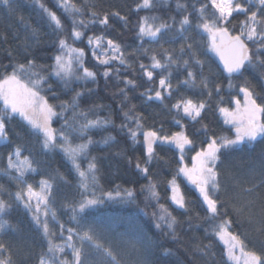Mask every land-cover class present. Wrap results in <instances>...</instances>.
<instances>
[{
	"label": "trees",
	"instance_id": "16d2710c",
	"mask_svg": "<svg viewBox=\"0 0 264 264\" xmlns=\"http://www.w3.org/2000/svg\"><path fill=\"white\" fill-rule=\"evenodd\" d=\"M46 5L57 12L62 22L71 31V21L58 9L55 0H44ZM73 2L82 10L83 15H77L76 19L87 21L93 19L90 15L92 11L103 15H109V27L99 24H87V27L78 30L84 33L83 42L74 44L77 48H84L85 66L97 72V83L76 82L73 80L68 88H65L62 82L49 77L48 83L52 86V91H43L41 94L47 97L50 104L56 105V111L61 112L59 105L61 102L71 103L75 91L91 89L89 94L85 91L84 96L79 100L77 112L88 111L89 119L110 118L114 126H109L103 130H91L90 135L94 140L100 141L104 136L111 134L116 139L105 145L97 143L90 146L89 155L97 158L99 171L97 173L98 186L95 189L96 195L101 192H115V190L134 189V202H120L106 200L103 205L96 210L93 215L86 218L77 217L72 220L73 213L70 205L78 202L82 196L87 195L79 187V178L64 153L59 149L48 150L42 147V137L33 133L19 116L10 121H6L9 126L8 136L11 143L0 144V169L6 167L7 155L13 151L16 145L23 149L22 156H27L33 161V166L37 169L36 173L27 174L25 179L34 189H39L41 179L51 180L53 182V200L50 201V207L55 211L57 220L65 228H73L83 233L89 226L96 229L95 238L107 247H111L120 257L124 254L121 264H137L141 259L140 254L133 250L132 245L137 249L142 246L129 235H124L125 227L122 221L125 218L136 217L137 223L144 227L149 234L156 236L158 231L153 226L156 223V217L153 212L159 214V205H164L167 210L177 218L176 226L177 242H173L171 236L161 237L163 247L171 249L173 255L165 257L161 255V249H155L154 255L150 258V264H231L227 258V246L223 240L214 234L216 221L210 218L205 210L202 198L196 188L185 176L177 175L179 167V152L174 146H156V153L159 159H154L149 166L151 179L157 185V191L160 194L158 204L155 200L146 199L147 191H142V186L149 183L148 178L135 167L137 159L143 163L145 158V149L143 145V136L138 137L137 143L128 136L126 130H120L119 126L128 123L124 119V112L129 111L132 106L137 114L144 117L142 121L144 130L154 129L162 135H171L179 131H186L188 136L199 147L204 146V141L210 136H227L233 138L232 124L226 123L224 116L218 111L219 107H235V99L239 98L243 105V93L239 91L240 87H249L257 96L258 103H264L260 97L264 96V68L257 66L256 69H249L243 75H229L224 72L220 66L217 55L210 47L211 38L202 29L196 27L202 23L199 14L194 9H199L202 3L207 0H179V3L187 5V11L177 9V0H153L151 9L136 10L137 4L141 0H73ZM243 3L244 0H236ZM12 10H9L0 2V78L4 74L12 71V65L17 63H27V59H35L36 63L42 68L36 71H44L47 76L51 72L53 60L50 58L56 53L53 42L56 36L51 34V29L43 19V15L34 3V0H10ZM251 7L250 5H245ZM255 10V9H253ZM119 13L121 17H127V23L118 17H113L112 13ZM214 9L209 4L205 16L209 19H215ZM190 14V15H189ZM184 15H189L192 27L181 35L176 29L179 27V20ZM144 16L157 17L154 21L156 25L161 22L172 24V30L167 32L158 42H152L148 38L138 39V22ZM176 23H173L172 18ZM230 23L225 26L235 35L239 31V24L245 19L243 15L233 14L229 18ZM152 23L153 21H149ZM31 26V27H29ZM31 28H36L39 33V42L31 39ZM103 35L107 39L117 41L122 46L127 64L129 67L113 64V68H119V76L115 73L105 78L101 73L105 70L98 64L91 55V50L87 45V37L92 35ZM27 41L32 45L27 50L23 44ZM70 39V43H71ZM191 43L195 58L203 61V66H197L193 62L191 53L185 50L181 53L183 45ZM249 47L254 46L249 42ZM171 51L172 58L176 64L167 70L148 68L153 71V80L149 81L144 76L140 64L151 65V56L155 55L161 63H166L165 56L161 49ZM143 49L150 51L144 52ZM29 54L26 58L25 52ZM264 58V53L261 54ZM188 60L189 65L185 66L183 61ZM46 69V70H45ZM191 71L196 77V84L185 85L183 81L188 79V72ZM169 72L171 75L169 76ZM167 78L172 84L171 97L165 95L163 103L153 99H146L144 93L147 90L149 95L154 96L156 90L160 89L159 80ZM131 79L135 82V87L126 86L123 81ZM207 83L205 89L201 87L200 81ZM231 82L233 87L228 88ZM219 85L220 91H216ZM127 90L128 99L125 100L119 92L120 89ZM47 89V85H45ZM211 92V96L208 93ZM55 94L56 99L53 98ZM183 98H191L194 101L203 100L206 108L198 118V122H192L177 111L172 110V105ZM93 106H101L94 108ZM4 107L0 102V110ZM122 107V110H121ZM73 122V112L71 109L65 111L63 116L54 117L51 126L60 130L64 120ZM77 121L82 123V119L77 117ZM179 121L180 124H177ZM183 125V129L181 127ZM134 128L135 124H129ZM206 126V130H205ZM70 136L73 145L81 143L82 140L73 132L65 130ZM57 144L63 141L57 139ZM194 152L185 151L184 159L189 167L192 166L191 157ZM225 164L220 169L221 175L220 187L221 193L219 199L227 201L226 207L229 209L228 215L233 219V226L230 231L239 235L246 245L245 251H255L264 255V137H258L256 141L246 143L242 150L234 151L225 157ZM86 160H81L82 167H86ZM63 177V179H61ZM176 179L180 191L186 200V210L178 209L171 200V190L168 181ZM0 185H2L8 194L0 195L5 201H8L12 208L4 216L8 222V227L0 233V243L7 246L12 254L14 264H38L39 257L47 252V238L42 230L32 219V212L19 204L10 195L25 185L19 181L11 179L9 176L0 172ZM19 186V188H18ZM119 186V189H117ZM237 209L233 212L232 208ZM49 229L55 233L54 241L57 244L64 243L67 232L61 236L59 225L48 218ZM167 233V229H163ZM77 246H80L76 237L73 238ZM210 246V247H206ZM86 264H100L99 258L95 254V249L87 243L83 245ZM206 252L207 255H202ZM61 259L72 260L71 250L65 248Z\"/></svg>",
	"mask_w": 264,
	"mask_h": 264
},
{
	"label": "snow or ice",
	"instance_id": "6c2138e0",
	"mask_svg": "<svg viewBox=\"0 0 264 264\" xmlns=\"http://www.w3.org/2000/svg\"><path fill=\"white\" fill-rule=\"evenodd\" d=\"M9 10H12L10 0H0ZM34 3L39 8L43 15V19L51 29V34L56 36L53 46L56 48V53L50 57L53 60L51 72L45 75L44 71H36L37 68H44L45 66L38 65L35 59H27V63H17L12 65V71L6 73L0 78V100L3 101V109L0 110V144L11 143L8 131L9 126L6 121L14 119L19 116L34 134L42 137V147L48 150L59 148L65 155L72 170H74L79 178V187L87 192V195L73 205H70L73 213L72 220L76 221L77 217L86 218L99 209L101 205L108 201L120 202H134L135 190L124 189L115 190V192L103 191L99 196L96 195L95 189L98 186L97 173L99 167L97 158L89 155V148L97 143L109 144L115 141V137L111 134L104 136L100 141L94 140L88 133L91 130H103L109 126H114L110 118L97 117L96 119H89V112L79 108V100L84 96L85 91L89 94L91 89L83 91H75V95L71 99V103L65 101L61 102L59 107L61 112L56 111V105L50 104L47 97L42 95L43 91H52L51 84L48 83L49 77L62 82L65 88H68L73 80L76 82H91L97 83V72L85 66L86 53L84 48H77L74 46L76 42H83L82 37L84 33L79 28L87 27V24H99L104 27H109V15L107 13L100 15L92 11L90 15L93 19L87 21V24L82 19H76L77 15H83L82 10L73 2V0H55L56 7L62 10L63 14L71 21V31L69 35H61L67 33L68 29L62 22L61 17L57 15L56 11L50 9L44 0H34ZM214 9L213 16L215 19H209L205 16V12L209 6ZM245 5H250L247 7ZM154 7L153 0H141L137 4L136 10L151 9ZM176 7L180 11H187V5L179 3L177 0ZM255 9V10H253ZM199 14V19L202 23L196 25L198 29L206 32L210 38V47L212 50L220 54L223 60L224 69L229 77L233 75H243L249 69H256L257 66L264 68V0H244L243 3L235 2L234 0H207V3H202L199 9H194ZM243 15L245 19L239 24V31L233 35L228 27L225 25L230 23L233 14ZM190 15V14H189ZM189 15H184L179 20V27L176 29L181 35L188 28L192 27ZM113 17H118L120 20L127 23V17H121L119 13H112ZM157 17L144 16L138 22V39L143 40L145 37L152 42H158L164 34L172 30V24L161 22L156 25L154 21ZM153 21L150 23L149 21ZM173 23H176L175 18H172ZM31 27V26H29ZM31 39L39 42V33L36 28H31ZM71 39V43H70ZM249 42L254 48L249 47ZM87 45L91 50V55L95 61L98 62L96 66H103L105 70L101 75L108 78L115 73L119 76V68H113V64L129 67L127 64L122 46L115 40L107 39L102 34L92 35L87 37ZM106 45V47H105ZM25 50L31 48L32 45L25 41L23 44ZM165 56L166 63H161L155 55L151 56V65L140 64L143 74L149 81L153 80V71L148 68L167 70L169 67L176 64L172 58L171 51L168 49H161ZM187 50L192 54L193 62L202 67L203 61L195 58L193 52V45L187 43L183 45L180 52L183 54ZM144 52L150 51L143 49ZM100 53L99 55L97 53ZM111 53V54H109ZM29 54L25 52L27 58ZM185 66L189 65L188 60L183 61ZM46 70V69H45ZM171 73L169 72V76ZM264 75V73H262ZM126 86L135 87V82L131 79L123 81ZM185 85L196 84V77L193 72H188V79L183 81ZM47 85V89H45ZM200 85L207 88L205 81L201 80ZM160 89L163 92L156 90L153 95H149L147 90L144 95L148 100H157L163 103L165 95L171 97L172 84L167 78L159 80ZM233 85L231 82L228 88L231 89ZM216 91H220L219 85ZM239 91L243 93V105L239 98H236L235 107L230 109L228 107H219L218 111L224 116L225 122L232 124L235 128L234 137L227 136H210L204 141V146H197L194 141L188 136L186 131L172 133L171 135H162L161 128L159 131L154 129L144 130L142 121L144 117L137 114L132 106L129 111L124 112V119L128 123H123L119 126L120 130H126L128 136L137 143L138 137L143 136V147L145 149V158L143 163L139 159L135 162V167L148 178L149 183L142 186V191H147L146 199L155 200L158 204L160 194L157 191L156 183L151 179L149 166L154 159H159L156 153V146H174L179 152L177 168V175H183L196 186L205 206V210L209 213L210 218L216 221L214 226V234L218 236L227 245V258L230 261H235L240 264L241 256L243 257V264H264V255H260L255 251H245L244 240L239 235L234 234L229 229L233 226V219L228 215L229 209L226 207L227 201L219 199L221 193L220 187V169L225 164V157L229 156L234 151L242 150V146L246 143L256 141L258 137H264V103L257 102V96L249 87H240ZM119 92L127 100V90L120 89ZM211 96V92L208 93ZM53 98L58 97L53 94ZM264 100V96L260 97ZM94 108L101 106H93ZM172 110L182 114L192 122H198L201 113L206 108L203 100L194 101L191 98H183L178 100L172 106ZM69 109L73 112V122L65 119L64 124L60 130L54 129L51 126L54 117L63 116L65 111ZM122 110V107H121ZM77 117L82 119V123L77 121ZM180 124L179 121H176ZM129 124H135V127H129ZM183 129V125H181ZM75 133L81 140V143L72 144L70 136L66 131ZM206 130V126H205ZM57 139L63 141L62 144H57ZM194 152L191 157L192 166L189 167L184 159L185 151ZM22 147L16 145L13 151L7 155L6 167L0 169L4 175L11 179L19 181L25 185L19 188L10 195L16 202L22 204L23 207L32 212V219L35 224L42 230L43 235L47 238V252L39 257L38 264H86L85 253L83 245L87 243L91 248L95 249V254L99 258L100 264H121L124 254L120 257L114 253L111 247H107L100 243L95 238L96 229L94 226H89L87 231L83 233L73 228H65L57 220L56 213L50 207L53 195V182L47 179H41L39 183L40 190L37 191L31 184H28L25 177L29 173H36L37 169L33 166V161L27 157L22 156ZM81 160H86V167H82ZM15 173V175H12ZM63 179V177H61ZM171 190L170 200L178 207V209L186 210V200L183 193L180 191L179 185L176 183L175 177L168 181ZM119 189V186H117ZM8 194L7 190L0 185V195ZM35 201V203H33ZM43 206V209H42ZM159 214L153 212L152 216L156 217L154 228L159 230L154 237L146 231L136 221V217L125 218L122 221V226L125 227L124 235L134 237V239L142 246L137 249L132 245L134 251L140 254L141 259L137 264H150V258L154 255L155 249H161V255L165 257L173 255L171 249L163 247L161 237L167 238L169 235L173 242L178 241L176 235V226L178 225L177 218L173 216L164 205H159ZM12 208V205L0 198V233L4 232L10 225L4 219ZM237 212L234 207L231 209ZM59 225L61 236L67 232L64 243L57 244L54 241L55 233L49 229L48 218ZM164 228L168 231L164 232ZM76 237L80 246H77ZM210 247V246H206ZM65 248L71 250L72 260L61 259L60 254H63ZM241 253V256L236 255V251ZM202 255H207L206 252H201ZM0 264H14L12 254L7 246L0 243Z\"/></svg>",
	"mask_w": 264,
	"mask_h": 264
},
{
	"label": "rangeland",
	"instance_id": "374dc122",
	"mask_svg": "<svg viewBox=\"0 0 264 264\" xmlns=\"http://www.w3.org/2000/svg\"><path fill=\"white\" fill-rule=\"evenodd\" d=\"M236 2V0H234V3ZM105 47H106V45H105ZM98 55L100 54L99 52L97 53ZM109 54H111V53H109ZM0 102H3L2 100H0ZM233 126V125H232ZM35 167V166H34ZM29 174H33V173H29ZM12 175H15V173H12ZM187 178V177H186ZM36 190V189H35ZM40 190V188L37 190V191H39ZM33 203H35V201H33ZM42 209H43V206H42ZM227 246V245H226ZM236 255L237 256H241V253L237 250L236 251ZM231 262V264H236V262L235 261H230ZM240 264H243V257L241 256V261H240Z\"/></svg>",
	"mask_w": 264,
	"mask_h": 264
},
{
	"label": "water",
	"instance_id": "95a60500",
	"mask_svg": "<svg viewBox=\"0 0 264 264\" xmlns=\"http://www.w3.org/2000/svg\"><path fill=\"white\" fill-rule=\"evenodd\" d=\"M215 53H216V55H217V59H218V62H219V64H220V66L222 67V69L224 70V72H226L225 69H224L223 60L221 59L220 54L217 53L216 51H215ZM226 73H227V72H226ZM227 74H228V73H227ZM232 132H233V134H234V132H235V128H234V127L232 128Z\"/></svg>",
	"mask_w": 264,
	"mask_h": 264
}]
</instances>
